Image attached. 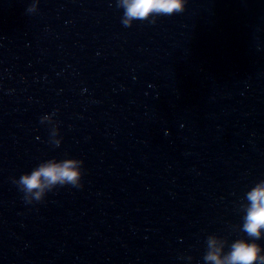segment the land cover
Instances as JSON below:
<instances>
[{"label":"water","instance_id":"water-1","mask_svg":"<svg viewBox=\"0 0 264 264\" xmlns=\"http://www.w3.org/2000/svg\"><path fill=\"white\" fill-rule=\"evenodd\" d=\"M122 16L116 0H0V264H204L209 235L248 241L264 0ZM53 159L82 161V187L26 204L12 179Z\"/></svg>","mask_w":264,"mask_h":264},{"label":"clouds","instance_id":"clouds-1","mask_svg":"<svg viewBox=\"0 0 264 264\" xmlns=\"http://www.w3.org/2000/svg\"><path fill=\"white\" fill-rule=\"evenodd\" d=\"M185 0H116L117 8L123 9L121 23L125 27H131L133 20L155 23L157 16H171L184 11ZM27 11H36L33 3ZM42 124L52 125L50 142L59 147L61 140L58 127L51 116L41 117ZM82 161L77 159H64L61 161L47 160L40 163L30 173L22 174L19 179H12L18 190L23 193L26 204L40 203L45 194L57 187L70 185L81 188ZM247 206H241L245 212L243 223L239 231L245 233V239H236L228 245V251L224 252L226 241L209 235L206 238V251L203 255L204 264H264V249L254 241L264 238V180L259 181L245 194ZM252 241V242H249ZM191 260V257H188Z\"/></svg>","mask_w":264,"mask_h":264}]
</instances>
